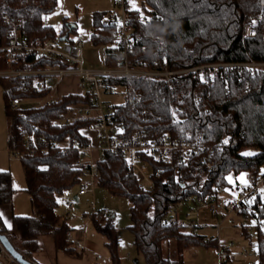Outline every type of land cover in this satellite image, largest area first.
<instances>
[{
  "label": "trees",
  "instance_id": "16d2710c",
  "mask_svg": "<svg viewBox=\"0 0 264 264\" xmlns=\"http://www.w3.org/2000/svg\"><path fill=\"white\" fill-rule=\"evenodd\" d=\"M57 3L58 0H0L1 43H6L7 33L17 23L32 43L69 37L76 24H67L58 34L53 25L45 22V16L56 9ZM141 7L151 15L152 22L141 23V9L131 10L135 32L142 36L134 55L150 67L178 69L209 62L264 60V20L256 36L245 35L249 14L264 11L261 0H141ZM5 13L10 22H6ZM106 14H95L92 36L96 44L108 45L106 64L113 65L118 62L114 48L116 33L113 26L102 25ZM162 38L167 40L166 48L161 47ZM56 63L57 59L27 53L14 65L43 67ZM7 66L0 57V68ZM0 78L8 103L10 146L23 160L33 205L32 214H15L12 226L2 224L1 231L14 232L20 240L19 249L27 256L39 248V236L43 234H52L58 248L70 251L71 228L58 212L59 195L79 188L82 173L76 162L80 151L71 145L67 152L58 147L31 155L20 129L32 130L39 125L38 133L48 139L70 137L88 143L81 129L90 125L92 119L78 117L66 122L65 117L70 104L90 102L89 95L69 93L53 100L47 98L52 89L35 88L37 77ZM112 81L125 90L124 101L113 104L121 137L134 141L138 130L145 128L152 136L168 133L191 137L206 146L192 156L189 164L148 157L153 181L149 189L143 186L134 165L122 153L110 152L99 162L98 185L113 194L127 196L131 202L129 227L138 251L145 255L148 264H184L186 247L193 243L208 245L214 240L207 242L203 234L187 231L178 222L163 221L169 203L190 193H217L227 183L230 172L247 171L253 177L264 174V68L255 74H234L228 86L223 79L215 84H198L192 73L179 75L173 84L154 77L123 76ZM21 98L43 100L22 109L25 115L21 116L11 105L12 100ZM247 149H254L255 154L246 155ZM16 192L11 172L0 170V204L12 202ZM258 202L262 203L264 216V196ZM94 220L97 229L108 237L111 264H120L112 213L104 221ZM167 239H175L174 258L165 255ZM258 241L259 262L264 264V231L260 232Z\"/></svg>",
  "mask_w": 264,
  "mask_h": 264
},
{
  "label": "built area",
  "instance_id": "2783aa9c",
  "mask_svg": "<svg viewBox=\"0 0 264 264\" xmlns=\"http://www.w3.org/2000/svg\"><path fill=\"white\" fill-rule=\"evenodd\" d=\"M131 0H118L120 12H112L102 17V25L113 26L115 28L116 39L114 42L115 54L118 62L101 68L86 67L84 65L83 41L78 37L49 38L38 40L32 43L22 32L21 24L17 23L13 31L6 35V43H1L0 34V57L8 63L6 68H0V77L19 76L24 78L37 77L35 88L37 90L50 88L56 89L61 82L71 76L80 80L81 92L77 94H88L90 102L70 104L66 114V122H72L78 117H88L92 119L90 125L83 127V134L88 137V143L82 142L78 138H57L48 139L45 135L39 134L40 126L35 125L32 130L20 129L28 152L34 155L38 151L47 153L50 149L61 148L67 152L71 145L78 147L80 156L76 162V167L82 173V180L79 183V193L95 194L98 184L99 162L106 155L112 153H122L125 155L136 169V173L146 189L152 188L153 181L150 178L152 169L151 161L148 157L166 162L176 161L178 163L189 164L192 156L206 148L200 140L191 137L182 138L164 133L160 136L148 134L147 129L142 128L136 133L134 141L124 139L120 135V126L113 113V102L108 96L117 92L118 86L112 81L114 77H154L164 79L173 84L179 75L192 73L198 84H215L218 79H223L226 86L229 85L230 78L234 74L250 72L255 74L260 68H264V60L248 59L243 61H219L193 65L184 68L172 69L162 68L159 65L150 67L146 62L134 55L135 48L140 44L142 36L135 32L136 28L131 15ZM6 22H10V17L5 13ZM264 20V11L249 14L245 20V35L254 37L257 35L259 25ZM139 21L143 24H150L152 17L146 11L141 10ZM161 47H167V40L161 39ZM35 53L38 56L57 59L58 63L43 67H16L14 64L22 59L24 54ZM59 96L52 97L56 100ZM46 98V97H45ZM44 98V99H45ZM43 100V99H42ZM18 115L24 116L25 112L19 105L18 100L11 102ZM95 134L96 138L93 136ZM13 153L18 155L17 151ZM244 153L255 154L254 149H247ZM160 175L161 171H157ZM249 179L237 185V193H227L226 184L219 187L217 193L212 194H186L179 201L170 202L166 209L163 221L180 223L181 211H185L187 217V227L193 233H200L199 212L207 209L212 216L226 218L233 213L242 214L245 218L244 230L252 238L256 236V244L252 249L245 248L246 255L257 257L259 262L260 249L258 236L264 231V216L261 213L262 203L258 202L259 197L264 196V174L253 177L248 172ZM148 179V183L143 181ZM67 207H76L74 199L67 201ZM91 218L104 221L111 216L112 211L108 208H98L95 201L92 204ZM187 208H190L187 210ZM184 226L183 223H180ZM221 223L216 226L219 229ZM71 230L68 232V239L71 238ZM207 242L214 240L204 235ZM234 246V241L222 245L220 260L222 264L228 261L230 248ZM0 255H7L14 264L18 262L8 250L1 245ZM101 259L102 255L97 254ZM1 259V258H0ZM4 264L6 261L1 259ZM255 264V263H250Z\"/></svg>",
  "mask_w": 264,
  "mask_h": 264
},
{
  "label": "rangeland",
  "instance_id": "374dc122",
  "mask_svg": "<svg viewBox=\"0 0 264 264\" xmlns=\"http://www.w3.org/2000/svg\"><path fill=\"white\" fill-rule=\"evenodd\" d=\"M132 8L141 9V0H131ZM142 10V9H141ZM120 12L118 0H58L56 9L45 16V22L54 26L58 34L63 31L67 24H76L77 28L71 33V37L81 38L83 41L84 65L86 67L101 68L106 66V50L107 44H96L93 40L92 33L95 29V14L98 12ZM54 91L47 98L54 97ZM113 103H119L125 99V90L118 88L117 92L108 96ZM22 109L30 108L42 102V99L21 98L16 99ZM46 100V99H45ZM7 99L4 94L2 80L0 78V170L11 172L13 185L17 192L14 196L13 203L16 212L19 214H32V201L30 194L27 191V178L24 169L22 158L13 153L10 146V118L7 115ZM93 136L96 138L95 134ZM240 172L239 178L241 181L249 179V175ZM239 173L230 172L227 175L226 191L223 196H227L228 192L237 193V185L239 184L237 178ZM148 179L143 182L148 183ZM96 187V205L98 208H108L112 211V220L117 229L118 252L120 256V264H148L145 255L138 251L135 242L134 234L130 229L131 220V202L127 196L116 195L109 192L106 188ZM77 188H73L64 194L75 192ZM65 196V195H64ZM59 213H63V204L65 197H60ZM86 200V197H83ZM91 201V200H90ZM80 204V205H79ZM89 202L81 201L77 203L71 213L75 218H71L70 226L76 227L84 226L86 219H82L79 213L82 212V207L89 206ZM93 204V202H92ZM91 204V205H92ZM88 209L89 217L92 222L89 224L88 231V245L86 246V253L94 259L97 254H101L102 258L99 264H111V251L107 245L108 237L105 233L97 229L95 220L91 218L92 207ZM190 208H187L189 210ZM32 211V212H31ZM66 212V211H65ZM185 211H181L180 223L184 224V229L190 231L187 227L188 219L184 215ZM208 223L200 228V234H206L210 238H214L211 244L193 243L184 250V264H222L220 260L221 250L219 244H226L229 241H234V246L230 248V255L225 264H250L258 263L257 257L253 255H246L244 250L246 247L252 249L256 244V236L252 238L245 232L244 224L245 218L242 214L233 213L232 215L223 218L212 216L207 209H201L199 212V223ZM221 223L219 229L216 224ZM82 224V225H81ZM215 224V225H214ZM73 230V229H72ZM16 241L20 244L19 238L16 236ZM85 244L83 240L81 251ZM83 251V250H82ZM164 252L167 257L174 258L176 255L175 239H167L164 241ZM70 258L79 259L77 256L68 255ZM67 259L65 256H63ZM0 258L6 261V264H14L7 255H0Z\"/></svg>",
  "mask_w": 264,
  "mask_h": 264
},
{
  "label": "crops",
  "instance_id": "0c3cea01",
  "mask_svg": "<svg viewBox=\"0 0 264 264\" xmlns=\"http://www.w3.org/2000/svg\"><path fill=\"white\" fill-rule=\"evenodd\" d=\"M53 91L55 93L54 97L66 95L69 93H80L81 92L80 80L78 77H75V76L67 77ZM245 173L248 174V172H245ZM237 175H238L237 180L239 183L247 181V179L245 181H241L243 179L240 180L239 178L240 173ZM62 196L65 197V199H64V204H63L64 212L61 214H62V217L67 221V223L70 226V223H71L70 220L72 216L75 214L71 213V211L74 208H72L71 210L70 208L67 207V201L74 199L76 201V206H77V203H80L81 201H86V200L87 202L92 204V202L96 200L95 198L96 191L94 195L92 193L80 194L79 188H77L75 192H71V193L69 192L67 194L63 193L59 195V200L61 199L60 197ZM83 197H86V200H83ZM91 204H89V206L82 207L81 209L82 212L79 213L82 219L84 218L86 219V216H87L84 226H80L78 230L76 227L70 226L71 228L70 230L72 234H71V238L69 242H70V246L72 250L68 251L64 248H58L52 234H43L39 236V248L36 251H34L31 256H27L25 253L24 255L28 259H30L34 264H99L98 260L100 259H98L97 256L94 259H91V257L86 253V246L88 245L89 224L90 222H92L90 217L88 216L89 215L88 209L90 208ZM32 211H33V205H32ZM15 214H19V213L16 212V208H15L13 201L10 203L0 204V219H1L0 227L2 228V224L7 227H11L13 224V217ZM25 215H28V214H25ZM73 218L75 217L73 216ZM205 225H210V224L206 222L201 223L200 228H202ZM200 228H199V232H200ZM6 233L10 237L13 244L19 249L21 245L16 241L15 235L13 234L14 232H6ZM203 235H206V234H203ZM83 240H85V244L80 251L78 248L81 247L80 245H82ZM19 250L22 252L21 249ZM69 254L77 256L79 259H77L76 261L75 259H72V257L70 258V256H68ZM63 256H65L67 259H65Z\"/></svg>",
  "mask_w": 264,
  "mask_h": 264
},
{
  "label": "water",
  "instance_id": "95a60500",
  "mask_svg": "<svg viewBox=\"0 0 264 264\" xmlns=\"http://www.w3.org/2000/svg\"><path fill=\"white\" fill-rule=\"evenodd\" d=\"M261 3L264 7V0H261ZM63 39L66 38V35L62 37ZM1 245H3L8 252L21 264H34L30 259H28L23 252H21L11 241L10 237L6 232L1 231L0 227V250ZM0 264H4L3 261L0 259Z\"/></svg>",
  "mask_w": 264,
  "mask_h": 264
},
{
  "label": "snow or ice",
  "instance_id": "6c2138e0",
  "mask_svg": "<svg viewBox=\"0 0 264 264\" xmlns=\"http://www.w3.org/2000/svg\"><path fill=\"white\" fill-rule=\"evenodd\" d=\"M138 10V9H137ZM246 155H251V153H246Z\"/></svg>",
  "mask_w": 264,
  "mask_h": 264
}]
</instances>
